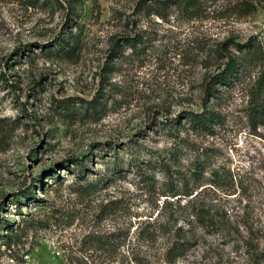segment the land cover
<instances>
[{
  "label": "rangeland",
  "instance_id": "rangeland-1",
  "mask_svg": "<svg viewBox=\"0 0 264 264\" xmlns=\"http://www.w3.org/2000/svg\"><path fill=\"white\" fill-rule=\"evenodd\" d=\"M168 1L0 0V264H164L177 237L173 264H264V0ZM228 54L238 79L206 95ZM136 144L168 161L139 175Z\"/></svg>",
  "mask_w": 264,
  "mask_h": 264
},
{
  "label": "trees",
  "instance_id": "trees-1",
  "mask_svg": "<svg viewBox=\"0 0 264 264\" xmlns=\"http://www.w3.org/2000/svg\"><path fill=\"white\" fill-rule=\"evenodd\" d=\"M169 1H175L176 5H179L182 7V9L190 16L193 17L196 13L199 12V10L201 9V2L202 0H169ZM168 1V2H169ZM167 1L163 2L164 5H166ZM225 44L221 45V49H224ZM253 47V54L251 55L253 58V55H256L257 58L254 61H259L262 62L263 66H262V71L260 76L257 78L256 81V95L257 98H264V55L262 52H257L255 46H251ZM115 51L113 49L112 53L115 54ZM254 56V59L255 57ZM240 60L239 56H229V54L227 55V62L224 64V69L222 71H220L217 74L211 75L208 77L209 81L206 82L207 85L205 87L204 93L206 95H210L211 97H215V92H216V86L217 85H224L225 87L230 86L231 85V80L233 78L238 79V75H240V69L238 67V61ZM262 108H264V106H260ZM183 114L185 115L186 120L189 122L190 126L192 127L193 130L199 131V130H204V131H210V127L212 126L213 123L216 122V120L218 119V115H216L214 112L209 111V110H205L201 113H194V112H183ZM178 122H175L174 120L171 121H166V125L163 128H168V132L167 133H171L172 130H176V127H178ZM135 146V154H133L132 156L129 157L128 161H127V166L129 168H133L134 171L136 173H139V175H143L142 174V169L138 168V163L141 161L140 157L144 158L147 157L150 161H152L153 163H158L157 160L161 159V163L164 165V159L165 161H168L166 158L159 156V158L155 157L154 153H152L151 151H148L146 149H144L142 146L139 147V144L134 145ZM138 147V148H137ZM176 153H178L177 151L174 152L172 151L170 153V158L169 161H176ZM114 160L111 162V168H108V171H112V174L114 175H120L121 172L123 171L122 168L120 167L121 163L123 162V158L121 155L117 154L116 152L114 153ZM166 157V156H165ZM88 160V158L83 157L82 159L78 160V159H73V163L72 165L75 166L76 169H78L77 173H81V171H83V168H85L84 162ZM166 167L167 164L165 163ZM200 166L202 165H198L197 167H195V170L192 174H195L196 171H198L200 169ZM68 169V166H65ZM127 167V168H128ZM139 169V170H138ZM77 174L76 177H78V181H76V185L79 187L77 191L80 192H86L89 190H95L98 187H102L105 185V183H108L110 180V177H104L102 176L100 179H95V180H87L84 177L80 178V175ZM54 174L50 175L53 176ZM144 177V176H143ZM80 180V181H79ZM83 180L82 183H80ZM23 199H26L27 196L25 193L21 194ZM195 206L193 207V215L194 217L197 219H201V212L198 211L197 209H194ZM186 251L185 248V243L182 239H180L179 237H177L176 240L172 241L170 246L167 248L165 255H164V260L163 263L164 264H173L174 261L178 258L181 257L184 252Z\"/></svg>",
  "mask_w": 264,
  "mask_h": 264
}]
</instances>
